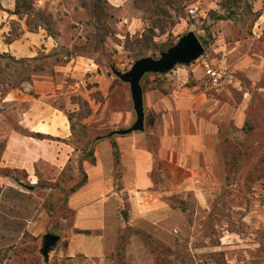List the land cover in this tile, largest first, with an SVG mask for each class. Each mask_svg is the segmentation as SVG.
I'll list each match as a JSON object with an SVG mask.
<instances>
[{"label": "rangeland", "instance_id": "obj_1", "mask_svg": "<svg viewBox=\"0 0 264 264\" xmlns=\"http://www.w3.org/2000/svg\"><path fill=\"white\" fill-rule=\"evenodd\" d=\"M15 1L4 0L13 9ZM98 1L99 14L92 11ZM28 2L46 16L37 30H29L26 16L0 9V51L36 57L40 68L13 88L18 99L3 101L0 93V264L97 262L66 253L76 230L68 203L87 176L91 142L136 119L129 84L112 68L126 72L138 58H158L189 31L203 55L168 73H148L142 83L146 93L205 92V135L208 143L212 134L215 153L205 176L207 203L202 207L193 192L179 194L181 212L165 231L115 222L105 232L103 263L264 264V0ZM9 32L20 36L6 43ZM206 63L226 67L232 82L214 86ZM32 127L53 135L33 136ZM48 233L59 240L46 257Z\"/></svg>", "mask_w": 264, "mask_h": 264}, {"label": "crops", "instance_id": "obj_2", "mask_svg": "<svg viewBox=\"0 0 264 264\" xmlns=\"http://www.w3.org/2000/svg\"><path fill=\"white\" fill-rule=\"evenodd\" d=\"M13 4L2 0L8 9L12 10ZM159 90H144L143 130L100 139L93 149L95 160L84 161L87 181L68 203L76 228L67 236L69 256H83L97 260L94 264H104L105 232L115 222L151 227L153 232L168 230L179 215L174 200L179 194L193 192L205 207V176L207 171L212 172L215 159L212 134L208 143L205 135V92L192 89L180 96L179 91L168 94ZM18 98L13 89L2 100ZM35 127L31 130L53 135L51 130ZM39 146L43 147L40 143ZM41 155L48 157L44 152ZM124 200L128 203L127 220L122 217Z\"/></svg>", "mask_w": 264, "mask_h": 264}, {"label": "water", "instance_id": "obj_3", "mask_svg": "<svg viewBox=\"0 0 264 264\" xmlns=\"http://www.w3.org/2000/svg\"><path fill=\"white\" fill-rule=\"evenodd\" d=\"M204 53V46L195 32L189 31L183 35L174 45L162 51L158 58L144 56L138 58L132 67L124 72L117 68H112L113 73L122 82L128 83L130 87L133 107L136 113L134 123L123 129L113 130V134H128L133 131L144 129L145 110H144V90L141 84L143 77L148 73H168L177 65H189L197 60ZM59 240V235L48 233L44 236L43 254L48 257V250Z\"/></svg>", "mask_w": 264, "mask_h": 264}, {"label": "trees", "instance_id": "obj_4", "mask_svg": "<svg viewBox=\"0 0 264 264\" xmlns=\"http://www.w3.org/2000/svg\"><path fill=\"white\" fill-rule=\"evenodd\" d=\"M233 6H234V4H233ZM0 9L5 10L12 15H17L20 18H23L26 16V25L28 26L29 30H31V31L37 30L38 28H40L42 26L43 20L46 18V16L42 12V10H35L33 4L31 2L29 3L28 0H16L15 1V8L13 10L5 8L2 5V0H0ZM92 11H93V13H98V14L102 13L103 9H102L101 2L98 1L97 3H95ZM260 15L261 14H258L257 16H260ZM98 20L100 21L99 16H98ZM40 21H42V22L40 23ZM19 36H20V33L19 34L17 33L13 36V32H9V34L5 36V42L11 43L15 39H17ZM145 43H147V42L145 41ZM165 50H167L165 47L160 49L161 52L165 51ZM5 60H8V61H5ZM36 60H38L36 57L17 58L16 56L12 55L10 52H6V51L1 52L0 51V93L1 94L8 93L10 91V89L20 88L21 84L25 81H32L33 73L35 71H37L38 69H40V68H37L39 66L33 65V62H35ZM2 61L3 62L5 61L3 63V65H2ZM6 68H12L14 75H15V73L17 75L18 72L21 73V71L27 72V74L25 76H23L21 74V76H14L13 77V75L11 73L8 74V72L6 71ZM110 132L96 137L91 142V149H89V154H88V155H90L91 161L95 160L93 149H94L96 142L102 138L113 136L114 134L111 135ZM32 135L33 136L34 135L42 136L43 134L36 132ZM115 157L118 160V151L117 150H115ZM86 180H87V176H85L83 181L81 183H79V185L76 188H74V190H76L78 187L83 185L84 182H86ZM122 214L124 216V219L127 220L128 219L127 208L122 209ZM83 232L89 233L90 230H84Z\"/></svg>", "mask_w": 264, "mask_h": 264}, {"label": "built area", "instance_id": "obj_5", "mask_svg": "<svg viewBox=\"0 0 264 264\" xmlns=\"http://www.w3.org/2000/svg\"><path fill=\"white\" fill-rule=\"evenodd\" d=\"M203 70L211 83L216 87L232 82L233 76L229 73L226 67H215L206 63Z\"/></svg>", "mask_w": 264, "mask_h": 264}]
</instances>
